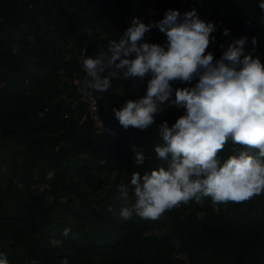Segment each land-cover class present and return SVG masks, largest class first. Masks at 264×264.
Wrapping results in <instances>:
<instances>
[{
  "label": "trees",
  "instance_id": "1",
  "mask_svg": "<svg viewBox=\"0 0 264 264\" xmlns=\"http://www.w3.org/2000/svg\"><path fill=\"white\" fill-rule=\"evenodd\" d=\"M135 1L144 7L148 0H0V251L11 264H61L65 258L70 264H98L94 258L104 260L99 264H264V195L220 204L226 209L218 212L210 198L190 201L156 221L124 222L119 216L133 202L130 184L129 198H121V181L128 184L134 172L143 175L162 164L154 151L163 143L159 125L164 120L171 125L183 110L169 107L149 128L124 130L112 109L143 96L150 77L143 83L114 80L112 88L122 94L92 90L104 124L115 134L94 148L86 106L68 103L77 99L69 81L83 77V71L66 54L74 52L71 43L82 56L85 49L89 55L119 39L126 22L130 26L141 14L129 19ZM162 1L166 9L153 21L167 9L195 8L218 26L216 42L207 50L216 59L221 43L227 47L233 38L256 36L264 63V12L258 0ZM224 27L230 29L227 37ZM144 39L166 42L155 28ZM133 146L144 151L143 165H136ZM232 147L219 154L227 159ZM61 228H70L72 239L59 246L41 236Z\"/></svg>",
  "mask_w": 264,
  "mask_h": 264
},
{
  "label": "clouds",
  "instance_id": "2",
  "mask_svg": "<svg viewBox=\"0 0 264 264\" xmlns=\"http://www.w3.org/2000/svg\"><path fill=\"white\" fill-rule=\"evenodd\" d=\"M258 4L264 12V0ZM154 28L166 36L164 44L144 39ZM217 30L216 22L205 21L195 8L167 9L159 21L133 17L119 39L98 45L93 56L85 49L81 57L87 87L96 93L109 92L114 80L143 83L150 77L143 96L112 109L124 130L149 128L169 107L183 110L171 125L167 120L159 125L163 143L154 151L162 164L143 175L134 172L128 184L121 181L118 190L125 200L132 186L133 202L119 212L124 222L156 221L190 201L239 204L264 195V63L258 40L242 36L227 47L221 43L216 59L207 50ZM222 35L229 36L230 29L224 27ZM177 81L188 86L174 88ZM228 144L232 154L224 159L219 153ZM133 152L136 165H143L144 151L133 146ZM70 233L65 228L61 235ZM0 264H11L4 251ZM61 264L70 262L65 258Z\"/></svg>",
  "mask_w": 264,
  "mask_h": 264
},
{
  "label": "built area",
  "instance_id": "3",
  "mask_svg": "<svg viewBox=\"0 0 264 264\" xmlns=\"http://www.w3.org/2000/svg\"><path fill=\"white\" fill-rule=\"evenodd\" d=\"M150 0L146 2V5L142 7L141 1L132 2L129 8V19L134 16L137 12L141 11L139 18L145 20L147 22L153 21V16L156 13L162 12L163 9L161 6L157 7L158 3L162 0H154L152 4H147ZM156 6V7H155ZM152 9L155 10V13L151 16ZM150 13V14H148ZM125 27H129V22L127 21ZM87 35L89 37H93V33L91 31H87ZM106 46V45H105ZM74 49V52H69L66 54L67 60H76L83 71L82 63H81V54L79 52V48L77 45L71 43L69 45V49ZM98 51V48H94L88 56H93ZM89 78L86 76V73L83 71V77L79 79H74L69 81V85L71 86L70 91H73L77 95V99L73 101H69V105L71 108H74L77 102L83 103L88 111V118L90 120V133L93 136V147L97 148L99 145L105 143L108 137H113L115 134L111 133L109 128L104 124L99 111V106L97 102L96 96L93 94L92 90L87 87V80ZM52 177V172L47 173L45 177V182L47 183ZM36 181L38 180L35 177ZM43 191V188H41Z\"/></svg>",
  "mask_w": 264,
  "mask_h": 264
},
{
  "label": "rangeland",
  "instance_id": "4",
  "mask_svg": "<svg viewBox=\"0 0 264 264\" xmlns=\"http://www.w3.org/2000/svg\"><path fill=\"white\" fill-rule=\"evenodd\" d=\"M157 3H158L157 7L161 6L163 9L166 8V2H165V1H162V3H161V2H160V3L157 2ZM155 7H156V6H155ZM154 13H155V10L152 9L151 16H152ZM148 14H150V13H148ZM138 82H139V80H138ZM122 93H123V91H122L121 88H117V89H115V88H111V90L109 91V94H122ZM36 185H37V186L41 185V182L37 180ZM220 208H221V210H225V209H226L225 206H220V205L214 204V210H215V212H218ZM162 219H163V217L161 216L158 220H162ZM64 229H65V228H61V229L56 230L55 232H53V233H51V234H50V233H49V234H41V236H42L44 239H46L49 243L51 242V240H52L53 238H54V239H57V240H59V241H61V242L63 243V241H65V240H71V239H72L71 234H70L68 237H64V236L61 235ZM62 243H61V244H62ZM50 244H51V243H50ZM61 244H59V245H61ZM94 260H95L98 264H99L100 262L104 261V260L101 259V258H94Z\"/></svg>",
  "mask_w": 264,
  "mask_h": 264
}]
</instances>
